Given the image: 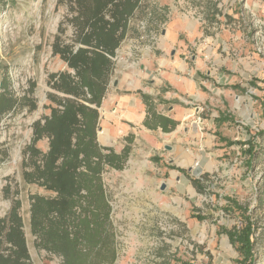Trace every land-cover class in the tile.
Listing matches in <instances>:
<instances>
[{
  "label": "rangeland",
  "instance_id": "rangeland-1",
  "mask_svg": "<svg viewBox=\"0 0 264 264\" xmlns=\"http://www.w3.org/2000/svg\"><path fill=\"white\" fill-rule=\"evenodd\" d=\"M156 1L167 20L148 30L138 21L100 107L101 145L120 150L134 135L126 167L104 174L122 232L114 264H264V228L252 262L231 243L249 215L264 226V0ZM73 15L68 0H0V81L8 75L18 96L34 84L38 104L0 121V217L21 202L33 264H63L35 245L30 196L47 192L24 180L23 161L33 123L50 112V74L68 69L53 46L72 41ZM206 44L211 54L198 61ZM175 78L207 80L204 96L171 85ZM140 91L158 96L161 111L179 110L174 131L139 122ZM37 145L46 150L48 139Z\"/></svg>",
  "mask_w": 264,
  "mask_h": 264
},
{
  "label": "trees",
  "instance_id": "trees-1",
  "mask_svg": "<svg viewBox=\"0 0 264 264\" xmlns=\"http://www.w3.org/2000/svg\"><path fill=\"white\" fill-rule=\"evenodd\" d=\"M68 1L74 13L69 19L73 38L70 42L58 39L53 46L68 69L50 74V85L56 91L47 93L45 108L50 112L33 123L32 139L24 149V180L47 192L30 196V226L36 247L61 257L63 264H114L122 232L114 221L104 174L126 167L134 135H126L120 150L101 145L100 107L122 42L131 31L139 34L140 20L146 22L147 30L148 24L157 27L165 22L167 7L156 0ZM216 6L223 12L222 6ZM11 86L6 75L0 81V121L9 113L38 106L34 84L23 96ZM141 96L146 127H161L164 132L177 127V120L158 111L154 96L142 92ZM44 138L48 139L46 150L37 145ZM20 208L16 200L0 217V250L4 247L0 264H33ZM263 228L258 218L249 215L242 228L232 230L231 243L248 262L253 261L255 239Z\"/></svg>",
  "mask_w": 264,
  "mask_h": 264
},
{
  "label": "crops",
  "instance_id": "crops-1",
  "mask_svg": "<svg viewBox=\"0 0 264 264\" xmlns=\"http://www.w3.org/2000/svg\"><path fill=\"white\" fill-rule=\"evenodd\" d=\"M211 47L213 48V46L211 45ZM209 49H211L210 48V46H209V44H206V45H200L199 46V57H198V61H199V59H200V61L201 60H203V62L206 60V59H208V57L210 56V54H211V51H209ZM197 61V63H199ZM200 67L201 66H196V68H198V69H200ZM174 78V77H173ZM199 82V83H198ZM171 85L173 84V85H175V86H178L179 88H180V86H183V87H185L184 88V91L185 92H187V93H190V91H191V93H193L194 95L196 94V96L198 95V96H200V98L201 97H203L204 95V93L201 91L202 89H203V87L206 85V83H207V80H194V81H190V82H184L183 84H181V81L179 80V79H177V78H175V79H173L172 80V82H169ZM210 85V87H211V84H209ZM206 87V86H205ZM179 88H176L177 90H179ZM183 91V90H182ZM145 94H147V93H145ZM148 95H151V96H154V100L156 101V102H158V104H161V103H159L160 101H159V98H158V96H155V95H153V94H149L148 93ZM141 104H142V106H143V109H142V111H141V115H140V119H139V122L145 127V128H147L148 130H154V131H158V132H160V133H162V134H167V133H170V132H172V131H174V130H172V131H170V132H164L163 130H162V128L161 127H158V128H156V129H150V128H148V127H146L144 124H143V121H144V119H145V117H146V108H145V105H144V103H143V100H142V96H141ZM121 105H122V103H121ZM123 108H126V111L128 112V113H131L130 112V110H129V107L128 106H125V107H123ZM158 111H160L162 114H165V115H167V116H170V117H172V118H174L175 120H177L178 121V125H179V123H180V120H182V119H180L178 116H176L175 114H173L174 113V111H179V110H175V108H172V107H170L169 108V112H170V114L169 113H166V112H164V111H161V110H159V108H158ZM177 113H179V112H177ZM125 114V113H124ZM123 114V115H124ZM177 125V126H178Z\"/></svg>",
  "mask_w": 264,
  "mask_h": 264
},
{
  "label": "water",
  "instance_id": "water-1",
  "mask_svg": "<svg viewBox=\"0 0 264 264\" xmlns=\"http://www.w3.org/2000/svg\"><path fill=\"white\" fill-rule=\"evenodd\" d=\"M46 97H47V95L45 94V95H44V98H46ZM100 129H101V128L99 127L98 130H100Z\"/></svg>",
  "mask_w": 264,
  "mask_h": 264
}]
</instances>
